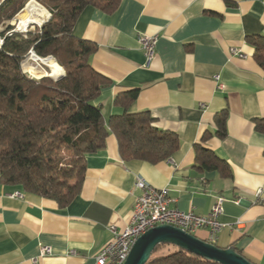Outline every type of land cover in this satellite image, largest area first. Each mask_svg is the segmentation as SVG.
<instances>
[{
	"label": "crops",
	"instance_id": "crops-1",
	"mask_svg": "<svg viewBox=\"0 0 264 264\" xmlns=\"http://www.w3.org/2000/svg\"><path fill=\"white\" fill-rule=\"evenodd\" d=\"M72 32L97 46L89 64L110 84L93 104L105 125L113 116L147 113L179 148L156 164L123 161L110 134L102 150L86 156L79 194L64 208L0 182V264H95L109 229L120 232L130 220L138 177L168 189L179 212L204 217L222 198L225 227L213 240L207 229L191 235L264 264V129L257 127L264 124V70L247 42L264 37V0H120L109 15L87 7ZM143 35L157 37L148 63ZM130 91L137 96L128 108L114 104ZM223 111L226 134L219 138L214 117ZM196 146L224 161L230 176L201 170ZM43 247L49 255L41 256Z\"/></svg>",
	"mask_w": 264,
	"mask_h": 264
},
{
	"label": "trees",
	"instance_id": "trees-1",
	"mask_svg": "<svg viewBox=\"0 0 264 264\" xmlns=\"http://www.w3.org/2000/svg\"><path fill=\"white\" fill-rule=\"evenodd\" d=\"M28 1L0 3V182L64 208L79 194L86 156L102 150L110 134L123 161L156 164L170 158L179 148L177 137L154 128L147 113L113 116L105 125L100 107L93 104L110 83L89 64L97 46L75 37L73 27L87 7L109 15L120 0H34L49 12L48 21L25 34L8 35L13 27L4 23ZM247 42L264 70V37H248ZM29 51L41 59L52 58L63 69V77L30 78L21 65ZM136 96L137 91L117 95L114 104L125 110ZM225 120V111L214 117L219 138L226 134ZM257 127L264 129V124ZM195 150L201 170H221L220 176H230L224 161L199 146ZM146 264L217 263L160 244Z\"/></svg>",
	"mask_w": 264,
	"mask_h": 264
},
{
	"label": "built area",
	"instance_id": "built-area-1",
	"mask_svg": "<svg viewBox=\"0 0 264 264\" xmlns=\"http://www.w3.org/2000/svg\"><path fill=\"white\" fill-rule=\"evenodd\" d=\"M30 2L35 1H28L20 12L26 13V8ZM35 3L44 9L37 2ZM45 11L47 15L44 20H42L40 24L33 23V27H40L41 24L45 23L50 18L49 12L47 10ZM9 26L13 27V29L8 32V35H11L14 30H22L23 34L27 32L24 28H21L20 25H15L13 22H10ZM138 41L146 62L148 63L154 54L157 37L143 35L139 37ZM230 52L232 55L243 56L235 49H231ZM40 60L41 58L36 56L33 51H29L27 57L23 60L21 64L23 71L30 78H41V76L35 77V75L29 71L30 68H37L35 65H31L30 62H33V64L35 63L36 66H38V62H41ZM44 77H47V75ZM214 81L216 82V88L223 91L224 85L220 83V78L216 76ZM135 189L139 191V195L135 199L133 211L128 224L120 232L113 227L109 229L112 234L111 240L100 249L95 257V264H124L136 239L143 235L147 230L158 225L177 227L190 234L198 229H207L210 232L212 240L215 235L225 227L219 221V216L223 210L222 198L216 200V203L207 216L201 217L192 212L183 213L172 209L170 207L171 200L169 197V191L166 188L154 189L146 184L142 178L138 177L135 181ZM12 196L21 197V194L14 193ZM50 252L49 248L43 247L40 254L41 256H47Z\"/></svg>",
	"mask_w": 264,
	"mask_h": 264
},
{
	"label": "water",
	"instance_id": "water-1",
	"mask_svg": "<svg viewBox=\"0 0 264 264\" xmlns=\"http://www.w3.org/2000/svg\"><path fill=\"white\" fill-rule=\"evenodd\" d=\"M63 75L54 80L62 78ZM160 244L172 245L187 253L217 264H252L239 255L234 247L226 249L217 248L212 244L197 239L186 231L169 225H158L138 237L132 245L124 264H146L155 247Z\"/></svg>",
	"mask_w": 264,
	"mask_h": 264
},
{
	"label": "bare ground",
	"instance_id": "bare-ground-1",
	"mask_svg": "<svg viewBox=\"0 0 264 264\" xmlns=\"http://www.w3.org/2000/svg\"><path fill=\"white\" fill-rule=\"evenodd\" d=\"M3 1L5 0H0V3H2ZM46 15L47 14L44 9L39 7L35 2H30L26 8V13L17 14L12 21H19L18 25H20V27L24 28V30L26 31L29 25H33V23L40 24L42 20H44ZM14 32L23 34L22 30L12 31V33ZM2 42L3 41L0 38V47L2 46ZM40 61L41 63H44L49 67L50 71L45 73V75H47L48 77L57 79L63 75V69L54 60H52V58L49 57L48 59H41ZM29 71L34 75H38L40 73L34 68H30Z\"/></svg>",
	"mask_w": 264,
	"mask_h": 264
},
{
	"label": "rangeland",
	"instance_id": "rangeland-1",
	"mask_svg": "<svg viewBox=\"0 0 264 264\" xmlns=\"http://www.w3.org/2000/svg\"><path fill=\"white\" fill-rule=\"evenodd\" d=\"M22 12H20L19 14H21ZM10 22H13L12 20L11 21H9V22H7V23H4V25L5 24H8V23H10ZM15 25H18V23H19V21H16V22H13ZM33 27V25H29L28 27H27V29H26V31H28L29 29H31ZM31 63V65H35V67H37L35 70L36 71H39L40 73V75L38 74V75H35V77H39V76H41V77H44L45 76V73L46 72H49L50 71V69H49V67L46 65V64H44V63H41V62H38V66H36V64L34 63L33 64V62H30ZM45 66L49 69V71H48V69L47 68H45ZM64 72V71H63ZM48 77V76H47ZM49 78H51V77H49ZM51 79H53V78H51Z\"/></svg>",
	"mask_w": 264,
	"mask_h": 264
}]
</instances>
